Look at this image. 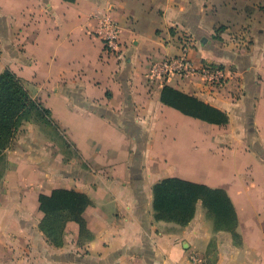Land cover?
Wrapping results in <instances>:
<instances>
[{
	"label": "crops",
	"instance_id": "0c3cea01",
	"mask_svg": "<svg viewBox=\"0 0 264 264\" xmlns=\"http://www.w3.org/2000/svg\"><path fill=\"white\" fill-rule=\"evenodd\" d=\"M105 12L120 31L109 55L94 35ZM183 38L188 60L222 68L225 82L149 80ZM5 69L53 124L24 122L5 149L0 264H264V0H0ZM163 85L227 124L162 104ZM168 177L223 189L233 230L216 229L200 201L186 225L156 220L152 186ZM54 189L90 200L84 230L65 222L58 245L38 203Z\"/></svg>",
	"mask_w": 264,
	"mask_h": 264
},
{
	"label": "trees",
	"instance_id": "16d2710c",
	"mask_svg": "<svg viewBox=\"0 0 264 264\" xmlns=\"http://www.w3.org/2000/svg\"><path fill=\"white\" fill-rule=\"evenodd\" d=\"M160 102L209 124L223 126L228 122L224 112L167 85L161 88ZM33 116L53 124L49 110L31 95L23 80L5 69L0 73V158L21 125L31 122ZM152 195L156 220L186 225L200 201L216 229L231 231L236 225L233 205L223 189L168 177L152 186ZM38 203L43 213L40 229L53 244L60 243L62 229L67 221L76 222L80 230H84L82 213L90 204L85 194L75 190L54 189L49 195L40 194Z\"/></svg>",
	"mask_w": 264,
	"mask_h": 264
},
{
	"label": "built area",
	"instance_id": "2783aa9c",
	"mask_svg": "<svg viewBox=\"0 0 264 264\" xmlns=\"http://www.w3.org/2000/svg\"><path fill=\"white\" fill-rule=\"evenodd\" d=\"M119 33V26L110 12H105L98 18L94 35L100 40L104 54H113L119 50ZM181 44V51L178 55L165 57L161 61L152 62L149 65V80L162 84L171 76L181 79L198 76L209 85L217 86L225 82L228 77L225 70L209 64L196 67L187 58L188 40L183 38ZM191 259L195 261L197 257L193 255Z\"/></svg>",
	"mask_w": 264,
	"mask_h": 264
},
{
	"label": "rangeland",
	"instance_id": "374dc122",
	"mask_svg": "<svg viewBox=\"0 0 264 264\" xmlns=\"http://www.w3.org/2000/svg\"><path fill=\"white\" fill-rule=\"evenodd\" d=\"M77 99V98H76ZM32 124H48L45 120L41 118H37L35 116L32 117L31 120ZM208 130L209 136H220L222 134L221 129H213V128H203V131ZM45 132H49V129L43 130ZM6 168V157H5V151L2 153V157L0 158V175L4 172Z\"/></svg>",
	"mask_w": 264,
	"mask_h": 264
}]
</instances>
